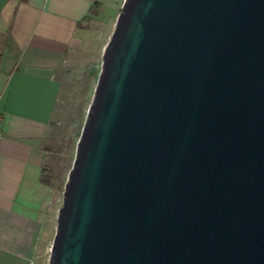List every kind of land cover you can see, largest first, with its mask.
I'll list each match as a JSON object with an SVG mask.
<instances>
[{"label":"water","instance_id":"water-1","mask_svg":"<svg viewBox=\"0 0 264 264\" xmlns=\"http://www.w3.org/2000/svg\"><path fill=\"white\" fill-rule=\"evenodd\" d=\"M49 264H264V0H126Z\"/></svg>","mask_w":264,"mask_h":264},{"label":"crops","instance_id":"crops-1","mask_svg":"<svg viewBox=\"0 0 264 264\" xmlns=\"http://www.w3.org/2000/svg\"><path fill=\"white\" fill-rule=\"evenodd\" d=\"M125 2L0 0V264L50 259L60 206L44 172L70 66L92 38H104L98 29L115 30Z\"/></svg>","mask_w":264,"mask_h":264},{"label":"rangeland","instance_id":"rangeland-1","mask_svg":"<svg viewBox=\"0 0 264 264\" xmlns=\"http://www.w3.org/2000/svg\"><path fill=\"white\" fill-rule=\"evenodd\" d=\"M98 27L95 26V29ZM99 31L100 34L103 32L104 38H92L90 44L77 53L76 60L70 66V78L73 82L70 88L71 93L68 92L69 95L61 105L59 122L51 142V154L44 172V180L51 187V204L56 209L60 206V210L64 204L66 187L77 156L78 143L83 134L103 68L104 54L108 45L105 47L102 44L107 41L109 34L112 38L115 30L111 31L107 28L105 31L98 29ZM55 224L51 247H49L51 250L57 234L58 220ZM51 250L47 256L48 259L51 256ZM49 262L50 259L47 264Z\"/></svg>","mask_w":264,"mask_h":264},{"label":"built area","instance_id":"built-area-1","mask_svg":"<svg viewBox=\"0 0 264 264\" xmlns=\"http://www.w3.org/2000/svg\"><path fill=\"white\" fill-rule=\"evenodd\" d=\"M3 118H0V138L2 137L3 135Z\"/></svg>","mask_w":264,"mask_h":264},{"label":"trees","instance_id":"trees-1","mask_svg":"<svg viewBox=\"0 0 264 264\" xmlns=\"http://www.w3.org/2000/svg\"><path fill=\"white\" fill-rule=\"evenodd\" d=\"M45 181V180H44ZM45 183L49 184L48 182L45 181Z\"/></svg>","mask_w":264,"mask_h":264}]
</instances>
